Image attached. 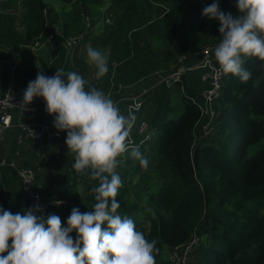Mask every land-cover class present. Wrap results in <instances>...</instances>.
<instances>
[{
	"label": "trees",
	"instance_id": "1",
	"mask_svg": "<svg viewBox=\"0 0 264 264\" xmlns=\"http://www.w3.org/2000/svg\"><path fill=\"white\" fill-rule=\"evenodd\" d=\"M93 1L100 0H53L77 6ZM154 1L166 2L169 6L167 12H158L155 19L143 7L144 3L152 6L149 0H113L112 11L119 17L111 36L113 42L105 47L111 50L109 71L97 87L105 93L114 91L111 98L118 97L119 85L133 87L157 71L171 70L183 57L193 56L195 50L180 39V31L211 32L214 36L220 33L219 22L202 14L204 7L214 0ZM219 4L225 13L230 12L234 17L240 15L237 0H219ZM23 6L29 20L24 33L19 35L16 31L14 17L0 15V39L12 36L13 46L18 47L20 42L33 45L39 39L54 35L60 17L54 6L43 0H25ZM210 23L212 28H209ZM151 36L157 40L159 36L165 52L154 48ZM57 41L52 40L55 44ZM64 56L53 65V71L59 69L58 63H63ZM262 64L264 62L258 58L246 60L245 68L252 76L244 83L237 77L225 76L216 107V132L211 139L197 144L195 138L200 134L197 125L202 116L192 98L199 99V93L188 85L183 86V113L177 120L173 117L171 89L163 86L164 91L158 88L149 93L147 96L152 94L150 99L145 96L144 112L138 113L137 124L130 135L143 154L144 147L150 146L158 135L155 151L146 158L149 164L155 165L156 172L162 174V182L154 194L145 197L147 210L141 206L144 190L134 192L130 185L132 180L122 184L117 199L118 213L132 218L136 229L143 232L146 239L156 241V264H174L165 254L168 256L170 249L188 242L194 234L208 239L202 252V264H264V148L249 156V149L264 140ZM113 72L116 74L111 82ZM42 119L43 114L39 121ZM53 121L54 117L50 119ZM143 122L149 125L147 141L139 133ZM125 158L120 165L127 174L128 167L136 160L131 158L130 151ZM139 168L137 165L134 172ZM47 177L50 184H57L55 176ZM96 186L93 183L88 187L81 206L55 209L48 214L58 215L67 226L73 208H79L82 213L92 210L95 203L92 189ZM75 235L73 233L74 239Z\"/></svg>",
	"mask_w": 264,
	"mask_h": 264
},
{
	"label": "clouds",
	"instance_id": "2",
	"mask_svg": "<svg viewBox=\"0 0 264 264\" xmlns=\"http://www.w3.org/2000/svg\"><path fill=\"white\" fill-rule=\"evenodd\" d=\"M236 6L238 17L221 10L219 0L204 7L202 14L220 25L222 38L214 51L219 71L244 83L252 76L246 60L264 62V0H237ZM110 53V48L86 45V62L95 68L97 81L109 71ZM86 84L74 71L65 74L57 69L53 76L40 71L18 107L28 111L34 100H44L54 127L67 133L74 170L98 181L92 189V210L82 213L73 208L64 226L58 215L46 220L38 216V206L15 214L0 206V264H156V241L146 239L132 218L118 213L120 158L130 151L142 168L148 167L140 146L130 142L136 118L123 114L110 94L96 87L86 90ZM61 203L56 201L57 206Z\"/></svg>",
	"mask_w": 264,
	"mask_h": 264
},
{
	"label": "crops",
	"instance_id": "3",
	"mask_svg": "<svg viewBox=\"0 0 264 264\" xmlns=\"http://www.w3.org/2000/svg\"><path fill=\"white\" fill-rule=\"evenodd\" d=\"M24 1L0 0V15H8L16 19L15 26L19 35L24 33L26 26L29 24L27 11L23 6ZM43 1L45 4L49 3L54 6L56 12L60 14L57 29L61 30L64 37L56 38V40L58 39V43L55 44V42L50 41L51 37L54 36L52 34L49 38L39 39L37 46H34L37 42L33 45H25L20 42L18 43V47L13 46L11 42L12 36L0 39V95L35 80L40 71H43L47 76L55 75L56 71H53V65L61 60L63 54H65L62 59L63 63L58 64L61 65L59 69H63L65 74L70 71L80 74L87 81V89L90 87L97 88L100 84V80L97 81L95 79V68L86 62V45L90 43L95 48L107 50L105 47L110 46L113 42L111 36L117 26L116 21L119 17L115 10L112 11L113 0L93 1L91 4L81 2L78 6L74 3H54L53 0ZM149 1L152 6L160 8L159 10L162 9V13L168 11L169 6L166 2L157 3L154 0ZM85 7H87L91 15L83 12ZM143 7L150 14V6L144 3ZM10 8H13L12 13L8 12ZM109 18L112 19V23L105 26L104 21ZM219 35L220 33L211 39L216 46L222 38ZM74 37L79 38L78 46L72 48L66 47L67 41ZM106 38L108 39L105 43ZM199 52H195L190 59L185 61L184 65L193 66L197 63L200 60ZM212 56L216 61L214 52ZM174 65L171 70H164V72L170 73L176 66ZM204 73L205 70L196 69L189 72L185 79L186 82L184 81L185 83H182L181 86L188 85L194 89L196 94L203 91L208 86L202 79ZM150 76L141 79L138 84L146 83V81H149ZM175 90L176 88L171 91V101L176 97ZM179 91L177 94H181L182 99L184 92L182 94V91ZM106 94L111 95V91ZM147 97L150 99L152 94ZM128 105L127 102L118 104L121 112L125 115H128ZM149 106L151 105H148L150 109ZM30 108L33 109L32 113L13 112L11 126L5 131L4 139L0 142V206L5 210L11 211L13 214L25 211L29 197L21 189L22 181L18 172V169L23 166H30L35 170L37 174L35 186L41 191L44 200L67 201L71 205L70 207L81 206L86 197V191L93 183V180L91 181L87 173L80 174L74 170V157L68 156L67 135H64L62 140L52 141L39 142L23 139L22 134L25 126L35 124H50L54 126V121L50 122V119L53 117L47 114L43 99L38 98L34 100ZM142 112L144 111L142 110ZM41 114L44 116L42 122L39 121ZM45 121H49L50 123H46ZM155 137L154 142L146 147V151L144 150L145 156L155 151L158 135L156 134ZM3 161L6 164H3ZM48 175L55 176L58 179L56 185H52L47 181ZM95 183L98 182L94 181ZM50 215L47 213L42 216L46 220ZM197 248L192 251L190 256L192 264L195 261L194 251ZM198 264L200 263L198 262Z\"/></svg>",
	"mask_w": 264,
	"mask_h": 264
},
{
	"label": "built area",
	"instance_id": "4",
	"mask_svg": "<svg viewBox=\"0 0 264 264\" xmlns=\"http://www.w3.org/2000/svg\"><path fill=\"white\" fill-rule=\"evenodd\" d=\"M9 13L13 12V8H10L8 10ZM238 17V16H237ZM105 26L111 25L112 19H106L104 21ZM64 37V35L61 33L56 32L54 36L51 37V42L55 38H61ZM37 43L34 44V46L38 45ZM220 43V42H219ZM68 48L77 47L79 44V38L74 37L70 38L67 41ZM219 45V44H218ZM217 45V46H218ZM216 44L213 45H206L204 49H202L199 52L200 60L195 63L193 66H186L184 65L185 61L189 58L183 57L180 59L178 63V67H181V69L172 72L175 67L168 75H161L159 74L161 71H157L154 74L156 75V78L159 80L157 83H149L146 81L144 84H137L133 87L124 88L121 85H119L118 90V97L112 98L116 104L123 101H130L131 103L128 106V114H132L135 116V124H137V116L138 113L143 108V103L145 102V96H147L149 93L157 90L158 88H162L165 86L168 89L173 88H179L182 92H184L183 86H181L182 83H184L186 79V73L191 72L193 70H205V73L202 76V79L205 83L208 84V86L201 91L200 98H192V102L194 104H197L201 110V121L198 123L197 127L198 130L200 129L201 123L206 119V123L202 127V132L200 129V136L196 135L195 138V144L198 143L200 140L204 139H211V137L216 132V125L215 120L218 117V113L216 110V107L218 105V100L222 96L223 91V80L225 79V76L222 72L219 71V65L214 60L212 54L215 51V48L217 47ZM114 67L117 66V64L113 63ZM116 72H113L111 75V82L114 79ZM153 76V75H152ZM150 76L149 78H151ZM148 78V79H149ZM28 84H22L15 89L8 91L5 94L0 95V142L4 139L5 131L10 128L13 118V112L14 111H20L22 113H32L33 109L30 108L28 111L21 110L18 106L23 100V93L26 90ZM125 91H128L129 94H127ZM114 91H111V94H113ZM125 94H127L125 96ZM134 128V127H133ZM149 125L146 122L141 123L139 126V133L143 136H145V141L149 139L148 134ZM64 135H67L66 132H58V130L50 124H35V125H29L24 127V131L22 134V137L24 140L31 139L35 141H52V140H62L64 138ZM198 138V139H197ZM130 142L131 144L135 145L131 135H130ZM126 154L120 158V164L122 163V159H124ZM3 164H6L4 161ZM119 164V166H120ZM19 175L21 177L22 191L28 195V203L25 210L33 209L35 210L38 206L40 211L36 214L38 216L44 215L50 211H53L55 209H66L70 207L71 205L67 201H61L62 203L57 206L56 201H46L43 199L42 193L39 189L36 188V180H37V174L33 168L30 166H23L18 169ZM54 173V171H52ZM201 235L200 234H194L192 238L175 248H172L169 250L168 256H170V259L172 263L174 264H190L191 263V253L192 251L197 248L201 244Z\"/></svg>",
	"mask_w": 264,
	"mask_h": 264
},
{
	"label": "rangeland",
	"instance_id": "5",
	"mask_svg": "<svg viewBox=\"0 0 264 264\" xmlns=\"http://www.w3.org/2000/svg\"><path fill=\"white\" fill-rule=\"evenodd\" d=\"M149 9H150V14L156 15V16L153 17L154 19L157 18V16H158L156 13L162 12L161 11L162 9L159 10L160 8L155 7V6H150ZM83 12H86L89 15H91L90 12L88 11L87 7H85V10ZM120 18H121V16H120ZM209 28H212V23L209 24ZM56 32L61 35V30L60 29L56 30ZM153 37L154 36H151V38H152L151 41L153 43L154 48L157 49V50L161 49L162 52H165V48L163 47L164 43L161 41L159 36H157L159 41L157 39L153 38ZM213 37H214V35L211 32L198 34V33H194V32L188 33L185 30L184 31L183 30L180 31V39L185 41V42H187L189 45H191L192 48L195 50V52L196 51H201L202 49H204L206 47L207 44H209V45L215 44L214 41H211V39ZM72 63H73V59H72ZM177 66L178 65H176L175 67H177ZM179 69H181V67L175 68L172 72L177 71ZM159 74L168 75V73L164 72V71H161ZM188 74H189V72H187L185 74L186 77H187ZM158 81L159 80L156 78V75L153 74V76L147 82H149V83H157ZM163 88L164 87H162L161 90ZM173 89H175V88H173ZM178 89L179 88H176V90L174 91L176 97H175V99L172 100V104H171V106H173V108H174L173 109L174 120H177L181 116V114L183 113V103H182V100H181V94H179V95L177 94L178 91H179ZM162 91H164V90H162ZM170 91H172V89ZM181 93L183 94V92H181ZM205 123H206V119L200 125L201 132H202V127H203V125ZM133 140H134V138H133ZM262 148H264V140L261 141L259 144L255 145V146H252L249 149V156L254 155L257 151H259ZM144 150L145 151L147 150L146 146L144 147ZM149 163L150 162H148L147 169H144V168H142L140 166V168L137 169V170H139L138 172H134L136 170L135 169L136 166L140 165L138 160L134 161V163L130 167H128V170L130 169V171H128L127 174H125V172H123V168L121 167V165L118 166L117 169H116L117 173L121 176L123 185H125V183L128 184L129 181L132 180V183H130V185H131V188L133 189L134 192L140 193L142 190H144L142 192V194H141V196L143 197L142 198V203H141V206H142L143 210H147V202L145 200V197L146 196H151L152 194H154V192L156 191L157 187H159L160 183L162 182V179H161L162 174L161 173L158 174L156 172V170H155V165L154 164H149ZM93 183H94V181H93ZM95 185H98V183H95ZM207 245H208L207 237H202L201 244L194 251V255H195L194 264H198V262L200 264H202L201 263L202 252L207 247ZM165 257L171 261L170 256H167L165 254ZM190 264H192V262Z\"/></svg>",
	"mask_w": 264,
	"mask_h": 264
}]
</instances>
